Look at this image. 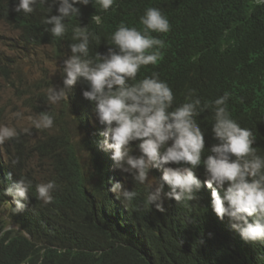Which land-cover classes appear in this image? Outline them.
Listing matches in <instances>:
<instances>
[{"label":"clouds","instance_id":"clouds-1","mask_svg":"<svg viewBox=\"0 0 264 264\" xmlns=\"http://www.w3.org/2000/svg\"><path fill=\"white\" fill-rule=\"evenodd\" d=\"M37 4L47 6L45 31L62 37L70 17L84 18L96 5L107 12L114 0H16L15 11L27 16ZM54 7L56 15L51 14ZM95 14L92 20L99 22L101 15ZM139 23L140 29L121 24L110 37L111 47L94 55L87 27L81 26L73 30L72 40L78 42L63 56L57 57L50 45L20 44L28 51L49 50L48 58L61 62V85L47 89L49 104L43 106L51 114L40 113L32 120L34 128L53 129L47 136L62 133L63 127L71 132L80 128L64 110L63 99L82 95L78 111L86 114L82 121L91 128L72 134L82 141L89 137L86 133L96 137L97 147L85 159L91 163L98 154L108 172L104 186L93 190V200L87 202L95 218L137 229L149 226L146 216L154 225L181 221L185 241L201 222L217 219L225 223L226 233L264 251V98L227 79L204 78L196 90L179 94L156 72L137 81L141 67L156 65L162 56L164 41L150 33L170 31L168 18L155 7H148ZM60 101L62 107L56 109L53 104ZM18 135L15 128L0 125V147ZM133 142H138V156ZM117 170L127 174L125 179ZM11 179L9 173L0 194L12 197L15 212L22 213L33 184L26 177ZM56 188L55 181L36 184V200L51 203ZM135 198L139 210L130 206Z\"/></svg>","mask_w":264,"mask_h":264},{"label":"trees","instance_id":"trees-1","mask_svg":"<svg viewBox=\"0 0 264 264\" xmlns=\"http://www.w3.org/2000/svg\"><path fill=\"white\" fill-rule=\"evenodd\" d=\"M84 18L72 16L62 37L45 31L43 19L49 15L47 6L37 4L36 10L24 16L15 11L16 0H0V20L20 33V44L50 45L57 57L70 52L75 27H87L89 53L106 52L110 37L121 24L142 28L140 17L148 7H155L168 18L170 31L150 33L164 41L161 59L156 65L142 66L137 81L159 74L173 92H189L202 85L204 78L222 82L228 80L245 89L258 90L264 98V3L257 0H114L107 12L96 5ZM58 7V6H57ZM100 21L92 20L93 14ZM52 15L58 14L53 8ZM59 54V55H58ZM14 63V61H11ZM15 66V63H14ZM0 52V71L10 75V68ZM41 90L47 86L42 83ZM77 88V85L73 86ZM47 94L27 99L28 106L40 114H51ZM80 97L63 99L64 110L80 128L90 131ZM42 103V104H41ZM41 104V105H40ZM93 107V105H92ZM46 108V109H43ZM4 112L0 110V120ZM63 130V131H62ZM60 134L45 135L32 140L24 132L0 147V193L9 181L20 177L32 181L26 210L16 213L13 198L0 194V215L6 207L15 228L0 227V264H264V251L254 242L243 243L236 234L226 233L225 223L208 219L201 222L191 240L183 239L179 222L170 220L141 229L130 225H115L95 218L87 202L93 200V190L104 186L108 174L106 161H86L85 153L96 149L93 134L77 139L69 128ZM135 149L133 155H140ZM38 156L51 167L49 177H39L32 159ZM19 162L13 165V161ZM118 174L125 179L119 170ZM131 178H126L132 182ZM55 181L53 200L49 204L37 201L35 185ZM131 208L139 210L135 198ZM146 214H151L147 211ZM226 219V218H225ZM9 225V224H8ZM136 226H138L136 224ZM145 228V229H142Z\"/></svg>","mask_w":264,"mask_h":264},{"label":"rangeland","instance_id":"rangeland-1","mask_svg":"<svg viewBox=\"0 0 264 264\" xmlns=\"http://www.w3.org/2000/svg\"><path fill=\"white\" fill-rule=\"evenodd\" d=\"M17 36L15 30L0 22V52L7 64L14 66L15 63V66L10 68L9 76L0 71V110L4 112L0 125L15 128L17 132H24L26 128L30 129L27 136L37 140L53 129L34 128L32 120L37 118L39 113L35 108L28 106L27 99L36 98L37 94H47V89L61 85V62L58 59H49V50L30 49L28 51L20 46L17 47ZM42 83L47 86L44 90H41L44 87ZM53 105L56 109H60L62 102ZM46 110L50 111V109ZM15 113H21V115L18 117ZM31 164L38 171L39 177L51 175V167L49 168L48 163L42 162L40 157L35 156ZM7 216L8 211L5 207L0 215V227L7 225L8 229L15 228Z\"/></svg>","mask_w":264,"mask_h":264}]
</instances>
